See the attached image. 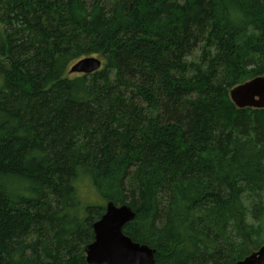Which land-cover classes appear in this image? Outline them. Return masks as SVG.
Masks as SVG:
<instances>
[{
    "label": "trees",
    "instance_id": "obj_1",
    "mask_svg": "<svg viewBox=\"0 0 264 264\" xmlns=\"http://www.w3.org/2000/svg\"><path fill=\"white\" fill-rule=\"evenodd\" d=\"M263 73L264 0H0V264H89L109 201L155 264L258 250L264 108L229 91Z\"/></svg>",
    "mask_w": 264,
    "mask_h": 264
},
{
    "label": "water",
    "instance_id": "obj_2",
    "mask_svg": "<svg viewBox=\"0 0 264 264\" xmlns=\"http://www.w3.org/2000/svg\"><path fill=\"white\" fill-rule=\"evenodd\" d=\"M101 67L98 57H84L69 68V73L89 74ZM229 98L237 108H264V73L230 89ZM136 213L128 205H105L104 213L92 224L94 239L85 248L89 264H155L154 249L131 240L123 226ZM235 264H264V243Z\"/></svg>",
    "mask_w": 264,
    "mask_h": 264
},
{
    "label": "rangeland",
    "instance_id": "obj_3",
    "mask_svg": "<svg viewBox=\"0 0 264 264\" xmlns=\"http://www.w3.org/2000/svg\"><path fill=\"white\" fill-rule=\"evenodd\" d=\"M78 197L81 199L82 202H90L98 204L101 202L96 192H94L93 189H91L86 183L80 182L79 191H78ZM106 203H104V206Z\"/></svg>",
    "mask_w": 264,
    "mask_h": 264
}]
</instances>
